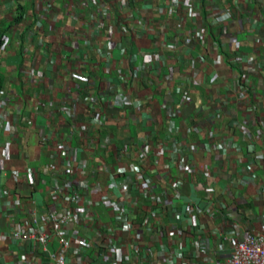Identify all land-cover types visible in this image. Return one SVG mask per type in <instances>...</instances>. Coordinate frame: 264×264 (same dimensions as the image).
Returning <instances> with one entry per match:
<instances>
[{
	"label": "crops",
	"instance_id": "1",
	"mask_svg": "<svg viewBox=\"0 0 264 264\" xmlns=\"http://www.w3.org/2000/svg\"><path fill=\"white\" fill-rule=\"evenodd\" d=\"M0 76V264L47 258L12 233L58 207L54 174L82 264H223L264 234V0H0Z\"/></svg>",
	"mask_w": 264,
	"mask_h": 264
},
{
	"label": "built area",
	"instance_id": "2",
	"mask_svg": "<svg viewBox=\"0 0 264 264\" xmlns=\"http://www.w3.org/2000/svg\"><path fill=\"white\" fill-rule=\"evenodd\" d=\"M228 41L230 43V47L236 46L235 38L230 37ZM190 44L191 42L187 40L186 45L188 46ZM108 45H110V42H108ZM128 79L130 78L128 77ZM63 110L67 113V115L71 113V109L69 107H64ZM90 118L91 119H89L87 123L95 124L100 121V118L97 115H92ZM80 128L85 129L86 124H82ZM4 131L9 136L11 135L10 124L8 121L5 122ZM10 143V140H5L2 144L9 145ZM57 146H59V143ZM218 151L220 153L222 152L221 149H218ZM56 152L57 155L55 158V164L59 160L66 159L68 156V151L64 147L62 148L59 146ZM175 164L181 171L188 172L190 170L185 158L180 153L176 154ZM134 169L135 167L128 166L126 168H120L119 171L122 174L130 172ZM116 175L119 176V174ZM53 176L54 183L50 193V198L57 202L58 207L57 205L54 206V208H52L46 215H34L31 221V228L28 231H21L18 228L12 233V237L15 240L19 241L22 245L27 246L28 253L33 255L37 254L43 257L46 255L47 258L40 259V262L38 263L36 260L31 261L23 257L19 264H82L81 261L70 259L69 255H73L79 250H86V242L81 239L72 240L64 233V231L61 230L64 224L74 220L72 208L83 198L81 194L82 192L81 189L72 188L71 186L63 184L56 174ZM250 176L252 179L256 178L255 173L252 172L251 169ZM110 183L113 187H118L120 186L121 181H111ZM259 187H261V184ZM136 195L138 196L139 193H136ZM102 202L116 211L121 210L117 203L111 202L108 198H103ZM120 229L122 232L131 231L132 223L129 220H125ZM97 237L100 241L104 240L103 234H98ZM54 239H56L59 245L56 253L49 250V244ZM121 249V246L117 242H113L107 247V252L111 256H116L120 254L119 251ZM139 252H147L150 255H155L151 247H145L140 243V240H137L134 253L136 255ZM0 258L2 260L4 258L1 253ZM135 263L137 264V260H135ZM223 264H264V234L262 232H245L240 239H231L227 258Z\"/></svg>",
	"mask_w": 264,
	"mask_h": 264
},
{
	"label": "trees",
	"instance_id": "3",
	"mask_svg": "<svg viewBox=\"0 0 264 264\" xmlns=\"http://www.w3.org/2000/svg\"><path fill=\"white\" fill-rule=\"evenodd\" d=\"M0 78H1V76H0Z\"/></svg>",
	"mask_w": 264,
	"mask_h": 264
}]
</instances>
